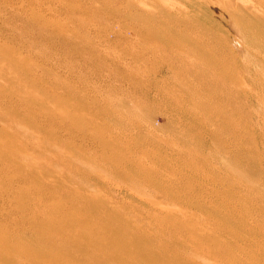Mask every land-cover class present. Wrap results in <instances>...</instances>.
<instances>
[{"label": "rangeland", "instance_id": "1", "mask_svg": "<svg viewBox=\"0 0 264 264\" xmlns=\"http://www.w3.org/2000/svg\"><path fill=\"white\" fill-rule=\"evenodd\" d=\"M75 212L159 264H264V0H0V264H76L42 230Z\"/></svg>", "mask_w": 264, "mask_h": 264}, {"label": "bare ground", "instance_id": "2", "mask_svg": "<svg viewBox=\"0 0 264 264\" xmlns=\"http://www.w3.org/2000/svg\"><path fill=\"white\" fill-rule=\"evenodd\" d=\"M234 16H235V14H234ZM256 21H258V20H256ZM252 39H253V37H252ZM111 112H114L115 113V111H111ZM111 112H109V110H108L107 112L105 111L104 113L103 112L102 113L105 114V116H106V114H109V115L112 114ZM116 114L118 115V113H116ZM116 114H114L113 117L115 116L114 117V119L116 118L115 119L116 120L115 122H118L117 124H120L121 122H119V121H123V120H120V118H122V116L121 117H118V116H120V114L118 116H116ZM131 118H132V115H131ZM125 120H127L126 122H130L132 124V122H131L132 120H128L127 118ZM122 123H125V121L122 122ZM107 125L110 126L111 123L110 124L108 123ZM125 125H126V123H125ZM129 125H128V127H130ZM116 126L117 125H115V127ZM105 130H108V129H105ZM110 133H112V132H110ZM103 147L107 151L113 150L107 144L103 145ZM130 147L131 146H128L126 148L120 147L119 151H121L123 154H129L131 152V149L133 148V147L132 148H130ZM170 210L173 211V212H178V213L181 212V210L178 209V208H171ZM72 215H73V218L69 221L68 224L69 225H72L70 227H73L74 228L73 229L74 230L73 232L63 231V229H62L64 227L63 225H61L58 228H55L54 227L55 226V221L53 220L52 217L51 218L48 217V218L44 219L45 221L47 220V222L44 224V229H42V230H46L49 233V238L51 239V243L53 244L54 247L57 248L58 253H61V252H63V253H74L72 251H75L76 252V255H78V256L81 257V258H79V260H78V262L76 264H104L103 263V260L105 261V257H106V253L105 252L106 251L107 252H109V251H117L119 253L120 252H123V253L126 252L124 254V256L127 257L126 261L128 262V259H131V261H132V263L130 261L129 264H137L136 259L135 258H132L130 255L140 256V258H141V260H142V262L144 264H159L158 263L159 259H157V258L156 259H152L151 258V255L150 254H147L146 251L144 252L146 254H144L142 252V250L138 251L137 253H134L132 249H130V248H128L126 246L124 237L128 234V231L129 230L126 229L125 227H123L121 225H118V224H115L113 226H109L107 229L113 235V241L110 244H108V245L106 244L105 246H103L102 242H99L98 241L99 239L98 240L96 239L98 237H96V238L94 237L97 234L96 233V230H93V229H92L93 231L91 230L92 232H95L93 234L90 231L89 232H87V231L86 232H78L79 229H78L77 225L74 224L75 220H77L76 219L77 218L76 217L77 214L75 212ZM52 224H54V225H52ZM52 239H54L56 241H52ZM145 242L146 243L143 244L144 247L141 246V248H143V249L145 248L147 250L148 249V247H147L148 244H147V241H145ZM6 244H7V246H9V248L11 249V251L13 253H16V251L18 250L17 246L16 247L15 246L13 247V245L11 243H9L8 241H6ZM99 244H102V245L99 246ZM14 245H16V244H14ZM33 250H35V249H33ZM58 262H59V256H57V263Z\"/></svg>", "mask_w": 264, "mask_h": 264}]
</instances>
